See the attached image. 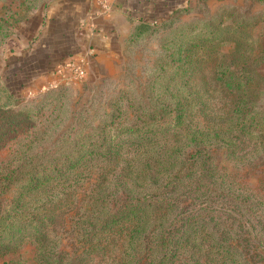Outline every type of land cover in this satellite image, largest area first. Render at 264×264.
I'll return each instance as SVG.
<instances>
[{"label":"trees","instance_id":"16d2710c","mask_svg":"<svg viewBox=\"0 0 264 264\" xmlns=\"http://www.w3.org/2000/svg\"><path fill=\"white\" fill-rule=\"evenodd\" d=\"M44 1L2 11L0 42ZM170 13L139 20L123 44ZM207 25L202 41L170 33L144 86L118 87L92 127L73 113L67 144L41 111L65 81L26 103L0 78L1 264H264V174L252 187L212 159L264 152V69L243 61L240 30L226 60L221 16Z\"/></svg>","mask_w":264,"mask_h":264},{"label":"rangeland","instance_id":"374dc122","mask_svg":"<svg viewBox=\"0 0 264 264\" xmlns=\"http://www.w3.org/2000/svg\"><path fill=\"white\" fill-rule=\"evenodd\" d=\"M15 1L18 0H0V5L4 6L0 8V13L8 7H13ZM229 8L231 16L226 15V12L230 11ZM218 15L221 16V24L226 26L222 36L227 39L224 42H216V50L227 55L233 46L230 38L239 33L245 34L246 38L240 45V51L245 49L243 61L250 62L251 66L255 68L262 67L264 69V0H190L184 10L170 13L171 20L163 22L154 30L144 31L140 36L126 41L125 45L122 43L114 66L101 67L100 74L93 78L85 75L83 78L65 80L67 86L64 89L46 96L47 100L55 101V107L51 111L52 104L49 105L48 101L42 105L41 109L43 115H49L51 129L60 128L65 124L67 126L65 131H69V136L64 141L65 144L69 143L75 130L77 133L79 128L84 131V127H92L97 119L103 117L108 109L110 110L109 102L116 98L118 87H126L136 95L137 90L144 86L145 79L149 76L153 60L162 51H165L164 40L170 33L180 30L185 40L200 35L202 41V38L207 34V22L212 21ZM23 22L19 21L18 24ZM18 31V28L11 29V34L0 42V78L2 80L1 74L4 65L6 62L11 64L14 60L12 55L7 56L6 60L5 55L8 53L5 49L6 43ZM212 53L214 52H210V55ZM233 54L237 56L239 53L234 52ZM260 54L261 58L257 57ZM211 59H205L204 70L210 66V63H213L214 60ZM225 59L228 60L230 57L228 58L227 55ZM239 60L242 61V59ZM15 79L16 77L12 76L8 77L7 83L5 80L3 81L9 89L19 95L20 100L33 103L42 98L45 87L32 92L27 89L21 91V87L18 86ZM54 83L49 82L46 87L54 85ZM73 113L82 118L79 128L71 123L69 125L66 123L71 119ZM49 141L48 138H40L36 145H48ZM2 154L3 152L0 150V156ZM249 158L250 162L247 163L242 159L238 160V158L227 156L223 147L212 150L214 162L234 173L238 180L253 187L257 184L258 178L264 174V152H261V155L254 154V157ZM67 242V236H64L61 243L65 245Z\"/></svg>","mask_w":264,"mask_h":264},{"label":"crops","instance_id":"0c3cea01","mask_svg":"<svg viewBox=\"0 0 264 264\" xmlns=\"http://www.w3.org/2000/svg\"><path fill=\"white\" fill-rule=\"evenodd\" d=\"M188 1L45 0L8 39L6 60L9 55L14 60L6 62L1 77L6 83L16 77L21 91L32 92L59 81L55 69L69 58L84 59L85 75L93 78L101 67L115 65L123 39L136 22L161 19ZM68 74L66 70L63 75Z\"/></svg>","mask_w":264,"mask_h":264},{"label":"built area","instance_id":"2783aa9c","mask_svg":"<svg viewBox=\"0 0 264 264\" xmlns=\"http://www.w3.org/2000/svg\"><path fill=\"white\" fill-rule=\"evenodd\" d=\"M103 5L104 4L102 3V6ZM84 63H85L84 59H69V58L59 63L55 70L60 75L61 79L55 82L54 85L60 81H65L68 79L72 80V79L83 78L85 75ZM66 70L69 71L68 76L63 75Z\"/></svg>","mask_w":264,"mask_h":264}]
</instances>
